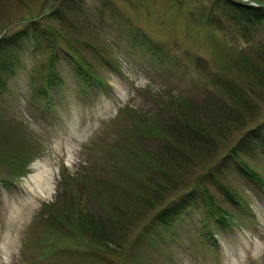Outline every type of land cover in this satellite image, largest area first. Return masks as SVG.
Wrapping results in <instances>:
<instances>
[{"label": "rangeland", "instance_id": "1", "mask_svg": "<svg viewBox=\"0 0 264 264\" xmlns=\"http://www.w3.org/2000/svg\"><path fill=\"white\" fill-rule=\"evenodd\" d=\"M259 49L264 11L225 0H0V264H264ZM138 108L148 114L127 111ZM178 118L200 124L217 154L185 139L182 162L171 140L173 160L151 133L165 137L159 123ZM66 183L77 210L60 207ZM85 214L107 226L125 215L124 254L74 236ZM142 230L153 246L138 245Z\"/></svg>", "mask_w": 264, "mask_h": 264}, {"label": "trees", "instance_id": "2", "mask_svg": "<svg viewBox=\"0 0 264 264\" xmlns=\"http://www.w3.org/2000/svg\"><path fill=\"white\" fill-rule=\"evenodd\" d=\"M63 1L66 2L68 0H63ZM225 1L227 3H230L231 5H233V3H235V4H237L238 7H240L242 10H245V11H247L248 9L249 10H256L259 12L264 11V7L255 8V7H252L249 5H245V4L241 3L240 1L238 2L237 0L236 1L235 0H225ZM52 33H53V31H52ZM52 37H53V39H56V40L58 39V36H55L54 33L52 34ZM258 55L260 57L264 58V49H259ZM245 61H247V63H251L252 66H254V62L253 61L250 62L251 61L250 59L245 60ZM240 62H243V61L241 60ZM219 88L221 90H224V92L227 94L228 98H231L233 101H238V103L242 102V105H243V103H245V101L251 100L248 96L245 99L244 98L246 95L245 92H243L242 90L238 91L239 89L237 90L235 87H233L231 85H228V87L226 89H224L222 86H219ZM233 90H237L238 94L236 96L230 95V93H233ZM177 98H175V99H177L176 104L183 107V109L191 108V109H194V111H195L196 108H195V106H193V104H191V103L188 104V102L181 101V96H177ZM216 100L217 99H215V101ZM208 104H209V102H207V105ZM225 105H226L225 102H221V100H219L217 108H220L221 112H224L222 110H224ZM213 106H214V104H210L209 106H207V108H211V109H209V111L212 110ZM246 106H244V107L246 108ZM169 108H170V111H172L173 108L172 107H169ZM215 110H217V109H215ZM127 111L132 112L133 114H136L137 116H139V118L141 116H145V114L147 113V111H144V109H142V108H138L137 110L131 109V111L127 109ZM167 112H168V110H167ZM224 115L227 116L226 114H224ZM165 122H166V124L164 125ZM136 124H137V121H136ZM159 124L163 125V126H160L163 129H164V127L165 128L167 127V130L164 132V134L168 137H166V136L163 137L162 135H160V133H155V134L151 133V135H152L151 137L154 138L157 145H160V146H162V144L164 145V148L162 147V149L164 151L166 149L168 151V154L169 155L171 154L170 156L172 157L173 160L181 159L182 156L177 155L180 153V151H176L174 148H172V146H174V144H175V143L173 144L172 141L176 142V144H178V146L183 148L185 151V152H183L184 153L183 154L184 159H182V162L185 161V158L192 157L190 151H186V148H184L182 146L183 144L186 145L185 139H186V142L190 146L195 144V148H197V150L199 151L197 153L204 154L205 157L206 156L209 157L212 154H217V152H218V148H215V146L212 144V137L210 135H207L206 133L204 134L203 129L200 127V124H198V123H196V124L195 123H189L187 120H185V118H183L181 120H180V118H178L177 120H173L172 123L167 122V121H163V122H160ZM263 125H264V123L261 124L262 127H263ZM261 126H259V127H261ZM200 130H201V132H200ZM190 136H191V138L193 137V139H190ZM247 138H249V137L245 133L240 138V141L243 142ZM148 155L151 157L150 151H149ZM227 155L232 156V157H234L236 155L234 146L230 147ZM184 165H187V163H185ZM148 166L150 169L153 168V160H151V163ZM85 175H87V172L85 173ZM83 181L85 183L84 187H88L89 186L88 178L84 179ZM108 186L109 185L106 184L105 182H102V184H100V185H96L97 188L106 189V190L110 191V188ZM61 187L63 189L60 192L61 193L60 196H67L68 198L64 197V199H68L69 202H68L67 206H63V207L60 206V207L64 210H69V209L71 210L73 208H74V210H77V208L79 207L78 206V199L76 200V198L74 197V194L70 195L71 192H69L70 188L68 187V184L67 183L61 184ZM60 190H58V193ZM96 199L100 203L99 198H96ZM59 203L60 202L53 201L51 206L53 208H58V206L60 205ZM97 214H99V213H97ZM102 220H103L102 215H95V217H94V216H91L90 214H85V216L82 217V220L80 222H75L74 227H72V229H74V231H75L74 236L75 237L81 236V238H86L85 233L81 232V229L89 231L94 236H101L103 239L107 240L108 243H113L115 245V247L120 248L121 251H119L118 255L122 254V253L124 254V249L126 248V246L129 247V244H128L129 241H128V239L125 241V239H124L125 236L124 237L122 235L118 236L119 227L116 225H122V224H120V221L125 222V215H122V214L120 216L116 215L115 218H114V216H112L111 218L109 217L107 220L109 226H107L104 222H102ZM149 221H150V219H149ZM150 223H151V221H150ZM150 223H148V224L146 223L147 224V225L145 224L146 227L149 228ZM143 235H144V239H143ZM148 237H149V235L147 234L146 230L140 231L138 239H137V240H139L138 245H140V247L144 246L145 248L153 246L152 240L149 239ZM117 241H119V243ZM121 241H122V243L125 241V243L122 244ZM87 245H89V248H93V249H96L98 251H100V250L111 251L109 245L100 247V245H98L97 242H94L93 240H92V243H89ZM95 245H97L100 248L95 247ZM116 251H118V250H116Z\"/></svg>", "mask_w": 264, "mask_h": 264}, {"label": "bare ground", "instance_id": "3", "mask_svg": "<svg viewBox=\"0 0 264 264\" xmlns=\"http://www.w3.org/2000/svg\"><path fill=\"white\" fill-rule=\"evenodd\" d=\"M43 171L42 172H38V174L34 175L32 177V180L34 181L35 185L37 188L40 189V184H41V181H42V175H43Z\"/></svg>", "mask_w": 264, "mask_h": 264}, {"label": "water", "instance_id": "4", "mask_svg": "<svg viewBox=\"0 0 264 264\" xmlns=\"http://www.w3.org/2000/svg\"><path fill=\"white\" fill-rule=\"evenodd\" d=\"M8 29V28H7Z\"/></svg>", "mask_w": 264, "mask_h": 264}]
</instances>
